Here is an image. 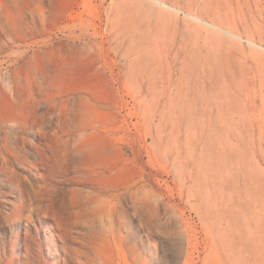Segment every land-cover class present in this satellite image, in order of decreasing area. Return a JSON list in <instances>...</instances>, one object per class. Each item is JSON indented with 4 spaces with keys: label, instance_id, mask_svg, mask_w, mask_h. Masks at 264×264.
Wrapping results in <instances>:
<instances>
[{
    "label": "rangeland",
    "instance_id": "1",
    "mask_svg": "<svg viewBox=\"0 0 264 264\" xmlns=\"http://www.w3.org/2000/svg\"><path fill=\"white\" fill-rule=\"evenodd\" d=\"M263 252L264 0H0V264Z\"/></svg>",
    "mask_w": 264,
    "mask_h": 264
},
{
    "label": "bare ground",
    "instance_id": "2",
    "mask_svg": "<svg viewBox=\"0 0 264 264\" xmlns=\"http://www.w3.org/2000/svg\"><path fill=\"white\" fill-rule=\"evenodd\" d=\"M23 139V138H22ZM13 140V139H12ZM15 140V139H14ZM14 142V141H13ZM64 148V147H63ZM42 177V176H41ZM45 180V179H44ZM46 193V192H45ZM46 202V201H45ZM42 206V205H41ZM57 219V218H56ZM61 225V224H60ZM61 228V227H60ZM32 229V228H31ZM234 230L233 231H235L236 232V225H235V227L233 228ZM241 230V229H240ZM231 234H233V233H231ZM239 235V234H238ZM236 240H237V238H236ZM235 240V242L234 243H236L237 241ZM41 243V242H40ZM233 243V245H235ZM237 244V243H236ZM232 245V246H233ZM236 247H237V245H236ZM238 248V247H237ZM234 248H232V250H233ZM232 250H230V251H232ZM238 251V250H237ZM233 252V251H232ZM242 254V253H241ZM260 256H261V259H262V261H260L261 263L260 264H264V252L263 253H260ZM233 259L235 260V262H237V264H245V262H244V260H243V258L242 257H238V256H236L235 255V253H233ZM17 264V263H16Z\"/></svg>",
    "mask_w": 264,
    "mask_h": 264
}]
</instances>
